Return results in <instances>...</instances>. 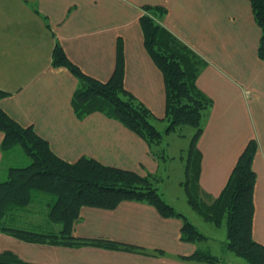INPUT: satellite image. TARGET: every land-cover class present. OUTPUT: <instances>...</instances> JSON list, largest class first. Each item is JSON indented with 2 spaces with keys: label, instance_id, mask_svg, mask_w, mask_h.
I'll use <instances>...</instances> for the list:
<instances>
[{
  "label": "crops",
  "instance_id": "crops-1",
  "mask_svg": "<svg viewBox=\"0 0 264 264\" xmlns=\"http://www.w3.org/2000/svg\"><path fill=\"white\" fill-rule=\"evenodd\" d=\"M145 5L167 9L162 24L206 60L198 87L213 101L198 138L200 186L218 197L243 149L255 139L253 236L264 244V60L261 29L250 0H0L1 107L23 126L32 125L60 157H89L136 171L158 170L159 159L140 135L101 111L79 116L73 98L80 79L53 64L57 43L86 74L112 76L123 43L125 88L157 117L166 111L161 69L144 43ZM0 181L11 157L2 151ZM180 217H164L151 204L122 201L115 208L84 206L73 233L137 245L146 252L85 244L31 242L0 232V252L10 250L31 264H203L186 260L202 247L183 241Z\"/></svg>",
  "mask_w": 264,
  "mask_h": 264
},
{
  "label": "trees",
  "instance_id": "trees-1",
  "mask_svg": "<svg viewBox=\"0 0 264 264\" xmlns=\"http://www.w3.org/2000/svg\"><path fill=\"white\" fill-rule=\"evenodd\" d=\"M255 19L261 29L258 56L264 60V0H250ZM167 9L160 5H145L140 17L145 46L164 75L166 86V111L157 117L143 102L125 88V59L122 41L118 47L115 70L107 81L83 72L57 43L53 51V64L68 67L79 79L80 88L73 98L76 113L83 117L101 111L121 121L126 127L144 138L150 152L157 159L166 160L162 147L165 133L183 126L193 127L194 134L187 150L185 187L190 205L206 220L217 226L226 225L228 248L249 264H264V244L253 236L254 189L257 174L253 160L258 149L255 139H250L240 154L221 193L208 204L200 186L202 154L197 146L206 120L213 106L212 99L197 85L198 76L206 60L168 30L162 19ZM7 93L0 90V100ZM167 121L165 132L158 122ZM0 131L4 133L2 151L11 160L0 181V232H5L31 242H45L70 246L85 244L112 249L146 252L140 246L101 238H81L73 233L74 225L81 219L84 206L115 208L122 201H143L153 205L164 217L183 219L181 239L200 243L208 239L186 215L168 203L156 186L152 172L141 175L136 171L105 165L100 161L81 157L71 162L58 156L48 140L39 135L32 125L23 126L14 120L0 105ZM17 148L31 159L25 164L16 163L13 152ZM154 179V180H153ZM48 195L47 216L51 224L61 227L41 230L20 226L15 215L30 210L39 195ZM186 260L218 264L220 258L210 250L197 248ZM0 264H31L21 260L14 252H0Z\"/></svg>",
  "mask_w": 264,
  "mask_h": 264
},
{
  "label": "rangeland",
  "instance_id": "rangeland-1",
  "mask_svg": "<svg viewBox=\"0 0 264 264\" xmlns=\"http://www.w3.org/2000/svg\"><path fill=\"white\" fill-rule=\"evenodd\" d=\"M157 124L159 126L158 128L165 132L168 124L167 121L158 122ZM194 130L191 126H183L177 131L165 133L162 147L165 149V156L167 158L166 160L159 159L160 166L158 170L152 172L156 176V186L168 203L186 215L199 230L208 236V239L200 242V244L203 248L210 250L220 258L218 264H249L245 259L237 256L228 248L226 225L217 226L213 222L206 220L188 202L185 187L181 184L185 180L186 163L182 155L187 157V150L190 146ZM13 154H15V159L18 160L16 163L25 164L31 161L20 148H17V152H13ZM39 196L38 202L33 206L36 208L18 212L15 215V222L20 226H31L41 230L54 231V229L60 228V224H51L47 216L49 210L47 199L50 196H44V194ZM207 196L208 194H205L201 198L209 203L211 201ZM201 263L210 264L205 262Z\"/></svg>",
  "mask_w": 264,
  "mask_h": 264
}]
</instances>
